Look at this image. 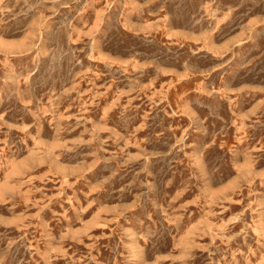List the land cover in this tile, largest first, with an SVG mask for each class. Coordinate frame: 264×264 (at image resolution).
I'll use <instances>...</instances> for the list:
<instances>
[{
  "label": "rangeland",
  "instance_id": "374dc122",
  "mask_svg": "<svg viewBox=\"0 0 264 264\" xmlns=\"http://www.w3.org/2000/svg\"><path fill=\"white\" fill-rule=\"evenodd\" d=\"M0 264H264V0H0Z\"/></svg>",
  "mask_w": 264,
  "mask_h": 264
}]
</instances>
